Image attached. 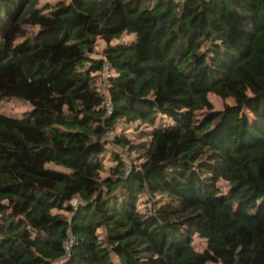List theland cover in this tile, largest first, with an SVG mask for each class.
<instances>
[{"label": "trees", "instance_id": "obj_1", "mask_svg": "<svg viewBox=\"0 0 264 264\" xmlns=\"http://www.w3.org/2000/svg\"><path fill=\"white\" fill-rule=\"evenodd\" d=\"M40 1L0 0V264H264V0Z\"/></svg>", "mask_w": 264, "mask_h": 264}, {"label": "rangeland", "instance_id": "obj_2", "mask_svg": "<svg viewBox=\"0 0 264 264\" xmlns=\"http://www.w3.org/2000/svg\"><path fill=\"white\" fill-rule=\"evenodd\" d=\"M58 1H61V0H41L39 4L40 5H44L46 3L54 4ZM63 1H67V0H63ZM133 39H134L133 34H129V35L124 34L120 41L124 42V43H129ZM103 46H104L103 42L98 41L96 46L94 47V50L96 52H100ZM97 84H98V87L101 91L106 92L107 89H106V84L104 81H102L101 79H98ZM208 99L210 100V102H211V104L215 110H221L225 104H233L234 103L233 98L229 97V98L222 100L220 97L216 96L213 93L208 94ZM29 109H30V106L28 103L23 102V101H19L17 99H8V100L4 99L0 102V114H8V115L20 117L23 115V113H25ZM125 126H126V128H125ZM143 130L148 131V128L144 125H139L138 123H133V124L127 126L123 122H119V123H117V125L114 128V134H120V133L125 131V133L130 138L137 140L139 137V134ZM111 151H113V150L108 149V152L104 155L103 163L105 166V170L101 173L102 176L106 175L109 167H111L114 164L113 161L111 160V154H110ZM123 153H124V156H126V153L125 152H123ZM128 159H131V158H128V156H127V159L125 158V161L128 162ZM222 184H224V183H222ZM145 200H146L145 197L140 200V202H139V208L140 209H144V207L146 205ZM76 203H77L76 199H73L71 201V205H73V206H75ZM192 238H193L192 246L194 247V249L196 251H202L206 246L205 239L200 238L197 234H194ZM207 264H213V263H207Z\"/></svg>", "mask_w": 264, "mask_h": 264}, {"label": "built area", "instance_id": "obj_3", "mask_svg": "<svg viewBox=\"0 0 264 264\" xmlns=\"http://www.w3.org/2000/svg\"><path fill=\"white\" fill-rule=\"evenodd\" d=\"M105 70H107V65H105ZM106 108H107V110H108V113H110V112H111V106H110L109 103L106 104ZM106 134H107V137L110 138V137H112V136L114 135V130L108 131ZM71 240H72V239H69V240L67 241V247H66V248H68V245L71 244Z\"/></svg>", "mask_w": 264, "mask_h": 264}]
</instances>
